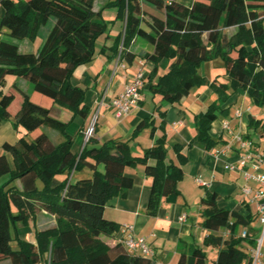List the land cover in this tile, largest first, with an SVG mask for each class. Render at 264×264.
I'll list each match as a JSON object with an SVG mask.
<instances>
[{
  "label": "trees",
  "instance_id": "1",
  "mask_svg": "<svg viewBox=\"0 0 264 264\" xmlns=\"http://www.w3.org/2000/svg\"><path fill=\"white\" fill-rule=\"evenodd\" d=\"M94 1L0 0L4 11L0 30L15 40H42L36 53H22L15 42L0 39V118L11 120L17 132L19 127L24 131L16 143L3 145L12 166L0 155V177L9 175L0 185V263L154 264L152 258L129 252L118 240L110 246L101 237H111L118 230L103 211L132 187L126 168L141 165L152 179L148 215H156L163 198L178 194L182 171L166 162L163 118L158 138H154L153 118L147 117L136 124L128 141L109 140L95 146L93 135L76 154L72 137L65 132L67 124L50 116L53 106L83 120L89 114L85 89L73 86L70 79L78 66L94 56L96 41L107 26L101 16L103 8H115L116 19L124 22L113 54L118 62L131 64L138 56L129 52L137 38L152 46L151 53L139 54L153 66L146 78L152 95L173 104L192 89L207 86L215 96L194 117L197 134L193 140L203 143L206 150L218 144L210 135L211 124L230 98L244 92L253 105L264 107V0H193L189 6L173 0H109L97 10ZM162 60L167 61V68L153 83ZM213 60L222 63L224 82H216L217 78L210 82L200 74L201 65ZM8 75L29 82L31 94L15 86L2 90ZM45 129L58 131L63 140L53 143ZM144 129H149L153 145L135 156L130 141ZM173 151L182 164V148L174 146ZM84 169L90 173L69 179ZM216 196L206 190L200 200L202 228L228 231L226 237L208 234L203 241V247L218 249L216 260L210 262L205 251L195 246L190 254L182 253L177 264L251 263L255 240L237 235L236 229L247 227L252 215L219 208ZM41 211L54 217V225L34 230V243L21 240L19 229Z\"/></svg>",
  "mask_w": 264,
  "mask_h": 264
},
{
  "label": "crops",
  "instance_id": "2",
  "mask_svg": "<svg viewBox=\"0 0 264 264\" xmlns=\"http://www.w3.org/2000/svg\"><path fill=\"white\" fill-rule=\"evenodd\" d=\"M107 1L109 0L104 2ZM173 1L184 4L188 0ZM192 2L193 0H190L187 6ZM95 8L96 6H94V10H97ZM3 13L0 5V19ZM102 16L104 19L103 14ZM108 19L111 22L110 28L107 24L104 34L97 39L92 60L78 66L70 79L73 86L85 89L84 104L89 109L87 118L83 120L79 116L72 115L70 111L57 106L51 108L50 116L67 124L65 132L72 137V151L76 154H79L86 144L84 132L93 121L95 123L97 117L94 134L95 146L109 140L128 141L136 124L147 117L153 118L154 126L157 127L154 138H158L162 135L158 126L163 118L166 162L175 163L180 167L182 179L177 183L178 194L163 198L156 215L150 216L146 213V205L152 179L145 174L144 167L141 165L126 168L124 172L132 178L133 185L124 197L115 198L105 206L104 217L116 223L118 230L111 237H101L102 240L113 246L122 234L121 228L129 225L133 238H143L152 249L154 264H177L180 255L182 253L190 254L191 249L195 246L202 248L208 260L213 262L216 260L218 249L203 247V241L208 234L224 236L226 231L208 232L201 226L202 206L200 200L205 191L209 190L216 193V204L219 208L235 211L243 216L252 215L253 220L250 224L245 228L237 227L236 233L240 236L243 231H246L247 236L254 239L256 243L260 232L256 206L255 202L251 200L252 194L244 195L243 189L248 187L251 192L258 190L257 182L253 178L246 179L245 174L255 177L264 171V165L256 157L259 154H264V127L261 125L264 107L253 105L248 99L249 103L244 111L240 107L233 109V105H237L240 99L244 103L247 96L241 92L230 98L222 107L224 112L211 124L210 135L218 141V144L208 151L203 143L193 140L197 134L194 117L203 113L207 109L205 108L206 104L209 101L211 104L215 100V96L209 89L201 87L192 89L178 103L171 104L161 101L159 95H152L148 90L146 78L153 68L148 62L145 69V85L140 92L138 106L126 116L117 119L109 102L122 93L125 84L138 68L137 62L145 60L140 58L139 54L151 53L152 46L146 40L137 38L129 47V52L138 56L131 64L118 62V57L113 54L115 55L116 40L123 31L124 22L116 19V13H110ZM5 36H9L7 31L1 29L0 39H4ZM139 39L142 41L139 42ZM13 42L18 45L19 51L22 53H36L42 40L37 38L34 41ZM123 64L124 67H122ZM166 68L167 61L162 60L158 64V74L153 83L159 75L165 72ZM6 77L2 90L9 80L13 82L12 86L31 94V86L25 83L27 81L18 77L15 80L12 78L6 80ZM156 106L159 107V110L156 109ZM252 106H256V109H253ZM237 112L240 113L239 116H236ZM160 113L163 114L160 116ZM251 120L254 122L252 125H250ZM224 122L228 123L229 133L222 127ZM17 130L19 132L14 129L11 120L0 118V155L6 156L10 166H12V160L10 155L4 151L3 145H13L17 142L19 134L23 131L20 127ZM45 132L55 144L63 140L58 131L45 129ZM235 137L240 138L246 144V148H240V142L235 140ZM153 141L154 139L149 136V131L140 132L134 140L130 141L132 154L141 156L145 149L153 145ZM174 146L182 148V153L185 156V161L182 164H179L175 157ZM245 154H251L253 159L247 160L245 165L241 166L240 158ZM89 173L84 169L79 173L71 174L69 179H78ZM8 179V174L0 177V185L6 183ZM182 215L185 216L183 222L179 221ZM253 222L256 223L255 226L252 225ZM54 223L55 219L52 215L41 211L28 222L26 227L19 229L18 236L23 241L34 243V230L51 227ZM12 244V248L15 249L16 243L12 242ZM249 248L251 247H247V249ZM260 251H264V247H261ZM0 264H7V262ZM261 264H264V256H262Z\"/></svg>",
  "mask_w": 264,
  "mask_h": 264
},
{
  "label": "built area",
  "instance_id": "3",
  "mask_svg": "<svg viewBox=\"0 0 264 264\" xmlns=\"http://www.w3.org/2000/svg\"><path fill=\"white\" fill-rule=\"evenodd\" d=\"M137 64H138V68L132 74L130 80L125 84L122 93H120L116 98L112 99L109 102V106L113 109L114 116L117 119L126 116L132 109L138 106V103L140 101V92L144 87L145 78H146L145 69L148 64V61L139 60ZM124 66L125 65L123 64L122 67ZM247 110L249 111V108ZM239 115L240 113L237 112L236 116H239ZM93 125H94V121L84 132L85 142L88 140V138L94 135ZM261 125L262 127H264V113H262ZM222 127L229 133V127H228L227 122L222 123ZM235 140L240 142V148H246V144L240 138L235 137ZM256 157H258V160L261 162L262 165H264V154H259ZM252 159H253V156L251 154L242 155L240 158V165L244 166L247 160H252ZM245 177L246 179L253 178L259 185V189L254 192H251V190L248 187H245L243 189V193L246 196L252 194L251 200L255 202L256 217L260 225V229H261V239L256 241L255 246L250 251V254H251L250 264H261L260 249H261L262 240H264V171H261L255 177L247 175V174H245ZM179 221L181 222L185 221V216L182 215L179 218ZM121 233L122 234L118 238V242L126 250H128L131 253L138 252L139 254L143 256L153 258L154 253L152 249L150 248V246L146 244L144 239L143 238H137V239L133 238V235L131 232V226L125 225L123 228H121ZM227 235H228V231L224 233L225 237ZM240 236L243 238H246L247 237L246 231H243Z\"/></svg>",
  "mask_w": 264,
  "mask_h": 264
},
{
  "label": "rangeland",
  "instance_id": "4",
  "mask_svg": "<svg viewBox=\"0 0 264 264\" xmlns=\"http://www.w3.org/2000/svg\"><path fill=\"white\" fill-rule=\"evenodd\" d=\"M104 1L105 0H95L94 1V6H96V8H98V7H101L102 5H103V3H104ZM189 2H190V0H188L186 3H184V4H189ZM95 8V9H96ZM110 13H116V9L115 8H113V7H106V8H103L102 9V12H101V16H102V14L104 15V22H106L107 24H108V28H110V25H111V22H110V20L108 19V17H109V15H110ZM103 17V16H102ZM229 33H231V31L229 30ZM4 40H8V41H11V42H13V41H16V42H19V40H15V39H13L12 37H10V36H5L4 37ZM142 40L141 39H139V42H141ZM223 73H224V67H223V65H222V63L219 61V60H213V61H209V62H205V63H203L202 65H201V67H200V74L202 75V76H204L205 78H206V80L207 81H212V79L213 78H217L216 79V82H224V76H223ZM10 78H12V79H17L16 78V76H12V75H8L7 77H6V80L7 79H10ZM26 81V80H25ZM28 86L30 85V83L29 82H25ZM12 84H13V82L11 81H9V80H7V82H6V84H5V88H4V90L5 91H7L8 90V88L10 87V86H12ZM31 86V85H30ZM4 87V86H3ZM203 88H206V89H208L207 88V86H203ZM5 93V92H4ZM248 97H247V100H245V101H243L244 103H242L241 102V99H240V101H238V103H237V105H233V109H236V108H239L240 107V109L242 110V111H244L245 110V108H246V106L248 105V103H249V101H248ZM210 102L211 101H209L207 104H206V106H205V108H207V106L210 104ZM252 108L253 109H256V106H252ZM203 110H205V109H203ZM95 112V111H94ZM259 113H260V111H258ZM261 115V114H260ZM98 118V117H97ZM97 118H96V121H95V124L97 123ZM94 126V125H93ZM144 131H149V129H144V130H142V132H144ZM22 134H24V131H22L20 134H19V137L22 135ZM27 138L29 139V137L27 136ZM12 210L14 211V209L12 208ZM252 225L253 226H255L256 225V223L255 222H253L252 223ZM261 239V229H260V232H259V235H258V239H256V241H258V240H260ZM262 244H264V240H262V243H261V247H264V245H262ZM12 246L13 247H15L14 246V244H12ZM262 256H264V251H260V261L262 260Z\"/></svg>",
  "mask_w": 264,
  "mask_h": 264
}]
</instances>
